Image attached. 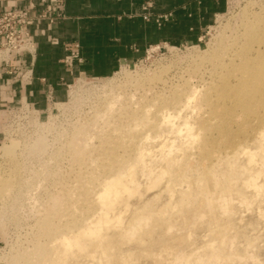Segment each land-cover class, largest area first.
Masks as SVG:
<instances>
[{
    "label": "rangeland",
    "instance_id": "obj_1",
    "mask_svg": "<svg viewBox=\"0 0 264 264\" xmlns=\"http://www.w3.org/2000/svg\"><path fill=\"white\" fill-rule=\"evenodd\" d=\"M147 3L150 5L147 6ZM152 6L151 0L144 1L141 5L140 15L144 18L147 16L148 19L153 18L155 22L159 23L160 18H158V15L150 11ZM259 15L264 18V0H224L222 10L217 12L216 16H213L212 23L203 29L202 36L198 42L171 44L160 41L148 44L143 53L136 59L132 61L122 60L118 67L109 75L94 77L73 74L72 79L66 83V88L58 89L59 92H57L56 99L53 96L52 89H48L35 104L27 99L19 103L9 104L0 122V173L11 170V167H13L12 161L6 155L12 158L15 155L20 161L17 165L20 171V180L19 177L17 178L21 188L15 189L0 205V264H6L9 258L21 256L24 249H27L26 256L30 257L27 264H48L45 260L40 263V256L37 254L32 257L33 253H38L33 246L35 243L38 247L40 245L45 246L43 255H41L45 259L48 257L47 251L50 250V247L47 245L49 240H47L44 233H41L42 228L40 227L44 221L43 218L49 216L48 204H51V200L55 201L58 198L57 203L54 204L55 206L51 204L53 206L52 211L55 208L54 213L56 214L57 210L59 214L64 209L66 210V215L54 216L52 220L56 234L65 231H67L66 233L75 232L84 225H88V222L93 219L92 216L96 215L94 216L95 220L100 218L101 215L95 214L96 207H98L97 202H93L90 206L83 199L87 196L92 197L93 192H96L94 194L96 196L97 190L100 188L98 186L102 183L101 180L112 173V176H122L124 183L133 175L136 187L134 186L130 194L126 193L122 197V200L115 205L112 213L107 214L104 221L95 222L94 224L100 226L103 224L99 230V236H107L104 239L107 247L105 246L104 248L108 250L107 252L116 251V253L110 255L107 260L101 254L100 248H98V254H101V256L89 261L88 264H201V262L202 264H264V141L262 140L263 147L253 144L255 123L257 119L264 120V88H252L251 91L240 92L242 100H245L248 106L249 113L240 106V103L236 105L235 102L231 101V97L235 93L231 88H225L229 96L227 102H223L224 100L219 97L218 89L220 88H211L214 81L217 80L214 67L216 61L208 59H203L202 61L201 58L195 56L199 53L201 55L204 52L213 51L219 46H223V48L226 46L227 56L223 54L217 61L220 62L221 59V61L230 60L232 58L230 55L232 53L231 49H239L245 39L246 43L248 42V36L245 38L240 35L244 31V22L248 19L249 23L247 25L252 26V23H254L252 21ZM241 19L243 23L240 21ZM251 46L255 47V43H252ZM236 57L237 55H233L232 59L238 61ZM126 74H130V79H125ZM7 76L17 80L12 78V74ZM142 77H145V79ZM234 79L235 76L232 75L230 82L234 81ZM18 80L22 84H27L31 77L27 78L22 75L21 79ZM105 83L107 87H105ZM103 88H107V90ZM192 88L198 91L201 90L195 93L196 98L198 94L201 97L195 99L193 96V102L187 99L194 92ZM245 89L248 88H242V90ZM259 92H261L260 95H258ZM171 95L175 96L171 99ZM115 97L117 98L115 99L116 101L114 100ZM165 97L169 98V103L163 108L172 114L170 118L172 120L168 119V121H171L168 122L172 124H170L171 126L164 121L163 123L160 122L163 120L162 117L156 119L151 117L152 110L154 114L158 110V100ZM111 98L114 102H112ZM200 98H202L203 103H201L202 100ZM184 101L186 103H183ZM217 101L220 102L218 103ZM106 102H109V107H111V102L114 103L113 109L112 107L111 109L108 108L110 109L109 112L113 110V113H107L108 106ZM119 102L120 104H118ZM175 102H178L181 108ZM224 103L225 105L222 107ZM145 104L151 108L147 107V109ZM198 104L204 106L201 105V108ZM127 105L128 107H124ZM170 105L171 107H168ZM189 105L191 107L193 105V108L195 106V111ZM118 106L121 108H118ZM184 106H188L189 109L187 107L184 108ZM197 106L200 108H197ZM219 106L220 108L217 109L216 107ZM167 107L169 110L165 109ZM145 110H148L151 116L147 118L148 120L142 121L145 123L141 124V130L139 128L136 129L137 131L133 130L135 127H132L131 123L134 120H130L131 118L126 117V114L132 113L139 116ZM213 110L216 111L213 112ZM225 110L227 113L230 110L229 114L223 117L217 115L225 114ZM176 111H180V113ZM102 113L105 114L102 115ZM106 114L110 116L105 117ZM185 114L188 116H185ZM196 115L198 116L196 117ZM112 120L113 122H110ZM155 120L159 122L156 124ZM184 120H188V124H194L195 128H192L193 131H191L190 124L188 126L183 124ZM154 121L156 125H153ZM47 122H50L48 124L52 126V130L45 133L48 136L45 150L42 152L29 150L28 144L39 133L36 129L40 124L45 126L44 123ZM195 125L197 128L199 125L201 127L199 126L200 128L197 130ZM219 125L221 126L218 127ZM142 126L144 127L143 129L141 128ZM114 128L115 130L113 131ZM122 128L124 130H121ZM219 128L227 129V134H220ZM110 132L111 134H109ZM251 132L252 134H250ZM194 134H197V136ZM232 136L246 137L248 143L244 144L250 147L251 150H248L249 152L252 151L255 154L254 162L258 163L260 161L262 163L253 164L251 165L252 167L248 166L246 159L243 158L245 156L241 155L242 153H239V158L234 161V164H231L233 163L232 160H229V162L225 161L226 156L231 153L229 152L231 148L227 150V144L224 141ZM259 137L264 136L259 135ZM125 140L129 141V143ZM124 141L126 142L125 146ZM209 142L210 145H208ZM204 143L205 145H203ZM129 145L134 148L135 152ZM110 146L114 149L118 147L115 151H113L114 149L111 151ZM203 146L207 148L204 149ZM185 148L187 151H185ZM224 149L228 152L225 153ZM112 152L115 155H108ZM217 154L220 155L218 156ZM116 157L119 158L117 159ZM165 157L167 159H176V163L171 168L173 174L171 171L169 175L166 172L164 167L166 164ZM217 157L218 159L216 160ZM110 158L111 160L113 158L116 161L119 160V163L115 162L114 165H110ZM106 159L109 161H105ZM128 160L132 163L127 162ZM120 161L126 164L122 163V165ZM100 163L105 165L101 166ZM133 163L134 167L139 163L135 168L136 170H133L135 174L133 172L128 174L127 171L129 170L127 169H132L131 165ZM211 163L214 164V166L213 164L211 166L212 169H215L213 177H209V174L205 173L206 166L208 164L211 165ZM116 164L119 169H115ZM174 165H179L178 169L181 167L180 171L177 166L175 169ZM244 166L248 168H246L248 170L246 171L247 173L249 171L252 172V169H254L252 172L253 176L258 177V180L255 177H253L255 181L253 178L245 180L248 176H245L247 173L243 171L240 173L241 175L239 174L240 177L239 175L235 176L236 182L232 184L231 179H229H233L232 168H244ZM177 170L180 173H177ZM109 171L111 172L108 173ZM114 171L119 174H115ZM181 172H183V176H181ZM105 173L108 175L106 176ZM199 173L203 181H200ZM215 173H219V175H215ZM228 174H231L229 175L230 177ZM123 175H126L125 179ZM85 181L88 185H85ZM253 181L258 184L261 197L253 192ZM98 182L101 183L98 184ZM81 193H83V196ZM224 193L225 195L226 193L230 195L225 196ZM233 195L235 196L233 197L234 200L230 198ZM227 197L230 198V201ZM223 198L226 200L223 204L225 205L223 208L226 211L222 208ZM207 202L210 203L208 204ZM45 204L46 206H44ZM44 211H46V214ZM136 220L141 222L133 230L131 236L129 232L127 233V230L129 231L130 229L126 227H131L130 224ZM113 231L115 234H113ZM244 231L246 234L243 233ZM121 233L123 237H121ZM115 235L118 236L119 240ZM114 237L116 238L114 239ZM120 238H122L121 241ZM88 246L90 244L87 245V248L85 246V249L69 248L67 250L70 252L69 255L71 257L72 250L74 253L89 252L90 247ZM209 252L211 259H208L209 255L206 257ZM205 258L206 260L203 261ZM53 264H62V262L56 260Z\"/></svg>",
    "mask_w": 264,
    "mask_h": 264
},
{
    "label": "crops",
    "instance_id": "obj_2",
    "mask_svg": "<svg viewBox=\"0 0 264 264\" xmlns=\"http://www.w3.org/2000/svg\"><path fill=\"white\" fill-rule=\"evenodd\" d=\"M144 1L64 0L62 17L32 28L36 54L31 80L22 84L0 70V122L9 104L25 99L35 104L48 89L56 99L73 74L109 75L122 60L136 59L148 44L198 42L224 6V0H151L158 23L140 15ZM31 2L41 7L39 0H0V10ZM73 44L78 45L79 58L66 64V47Z\"/></svg>",
    "mask_w": 264,
    "mask_h": 264
},
{
    "label": "bare ground",
    "instance_id": "obj_3",
    "mask_svg": "<svg viewBox=\"0 0 264 264\" xmlns=\"http://www.w3.org/2000/svg\"><path fill=\"white\" fill-rule=\"evenodd\" d=\"M247 8V7H246ZM248 10V9H247ZM247 12V11H246ZM248 14V13H247ZM246 14V15H247ZM247 17H248V15H247ZM246 20V19H245ZM240 21H242V19L240 20ZM252 22H254V23H252V26H249V25H247L248 23H249V20L247 19L245 22H244V25H245V27L243 28L244 29V31L240 34L242 37H245V38H247V36H248V42L246 43V39H245V41L242 43V45L241 46H243V47H239V49L237 48V49H235V48H233V49H231V52H229V53H231L230 55L232 56V58H233V55H237V60L238 61H235L234 59H230V60H228V61H221L220 60V62H218L219 61V58H221L220 56L221 55H223V54H225L226 56H227V53H228V51H225V50H227V49H225L226 48V46H224V48H223V46H219V47H216L217 49H214L213 51H210V52H207V53H203V54H201L200 55V53L198 54V55H195V56H197V57H199V58H201L202 59V61H203V59H208V60H213V61H216V64H214V67H215V76L217 77V80H215L214 81V84H212L213 86H211V88H220V89H218L219 90V97H220V99L221 100H224L223 102H227V98H228V93L226 92V90H225V88H231V89H233L234 90V92L235 93H233V96L231 97V101L232 102H235L236 103V105L237 104H239L240 103V106L241 107H243V109H245L246 111H247V113H249L248 112V106H247V104H246V102H245V100H242V97L240 96V92H244V91H251L252 90V88H264V18H263V16H257ZM242 23H243V21H242ZM240 25H242V24H240ZM237 32V31H236ZM234 34V33H233ZM239 34V33H238ZM221 36V35H220ZM241 39V38H240ZM227 40H229L228 38H227ZM225 42H227V41H225ZM242 42V41H241ZM252 43H255V47H252L251 45H252ZM236 47V46H235ZM197 52V51H196ZM224 52V53H223ZM192 56V55H191ZM222 58H223V56H222ZM197 59V58H196ZM218 60V61H217ZM224 60V59H223ZM235 72H236V74H235ZM212 75H214V74H212ZM232 75H234L235 76V79H234V81H232V82H230V78H231V76ZM143 76H145V75H143ZM152 76V75H151ZM146 77V76H145ZM145 77H142V78H144L145 79ZM155 77V76H154ZM126 78H129L130 79V74H126L125 75V79ZM135 78V77H134ZM156 78V77H155ZM158 78H159V76H158ZM219 78V79H218ZM143 79V80H144ZM232 79H233V77H232ZM131 80H134V79H131ZM138 80V79H137ZM141 81H142V79H141ZM151 83V82H150ZM146 84V83H145ZM107 85H109V84H107ZM167 86V85H166ZM204 87H206L205 85H203ZM104 87V86H103ZM105 87H107L106 86V83H105ZM154 87V86H153ZM157 88V87H156ZM189 88V87H188ZM242 88H248V89H245V90H242ZM102 89V88H101ZM104 90H107V88H103ZM109 89V88H108ZM165 89V88H164ZM192 89H194V88H192ZM200 89H201V87H200ZM77 90V89H76ZM197 89H194V92H192L191 93V100H190V98H187L188 99V101H192L193 102V100H194V98H193V96L195 97V93H198V92H200V91H196ZM202 90H203V88H202ZM75 91V90H74ZM121 91H122V89H121ZM152 91V90H151ZM151 91H150V93H151ZM166 91V90H165ZM110 92V91H109ZM177 92V91H176ZM188 92V91H187ZM210 92V91H209ZM212 92V91H211ZM149 93V94H150ZM260 93L261 92H259L258 93V95H260ZM263 93V92H262ZM113 94V93H112ZM160 94V93H159ZM176 94V93H175ZM190 94V93H189ZM202 94V93H201ZM121 95V94H120ZM137 95V94H136ZM173 95V94H172ZM171 95V97L170 96H168V97H170L171 99H172V97H174V96H172ZM178 95V94H177ZM204 95V94H203ZM119 96V95H118ZM118 96H117V98H118ZM148 96V95H147ZM213 96V95H212ZM198 97H201V95L199 96V94H198V96H197V98L195 97V99H198ZM206 97V96H205ZM257 97V96H256ZM113 98V97H112ZM111 98V99H112ZM116 97L114 98V100L115 99H117ZM120 98V97H119ZM177 98V97H176ZM193 98V99H192ZM107 99V98H106ZM109 99V98H108ZM187 99H186V101H187ZM201 100H202V98H200ZM199 99V100H200ZM204 99V98H203ZM110 100V99H109ZM152 100V99H151ZM174 100H176L175 98H174ZM173 100V101H174ZM177 100H178V98H177ZM180 100V99H179ZM246 100H248V99H246ZM116 101V100H115ZM118 101V100H117ZM128 101V100H127ZM126 101V102H127ZM183 101V100H182ZM186 101H184L183 103H186ZM205 101V100H204ZM207 101V100H206ZM213 101V100H212ZM112 102H114L113 101V99H112ZM111 102V103H112ZM171 102V101H170ZM180 102H181V100H180ZM195 102V101H194ZM201 102V101H200ZM218 102V101H217ZM220 102V101H219ZM218 102V103H219ZM228 102H229V100H228ZM110 103V106L112 107L113 106V104L114 103H112L111 104ZM156 103V102H155ZM168 103H169V98H163V99H160V100H158V102H157V111H155L156 113L154 114V112H153V110H152V114L150 113V112H148V110H145L144 112H142L141 114H139V116L136 114H132V113H128V114H126V117H128V118H131L130 120H134L133 121V123H131V125H132V127H135V129H133V130H135V131H137L136 129L137 128H139L140 129V126H141V124H143V123H145V122H142V121H144L145 119H147L149 116H151L153 119H156V118H163V120L162 121H160V122H162L163 123V121L165 122V123H168V122H171V121H168V119H170L171 118V116H172V114L170 113H168V111H166V110H164V108L163 107H166V105H168ZM172 103V102H171ZM176 103V102H175ZM174 103V104H175ZM189 103V102H188ZM198 103V102H197ZM201 103H203V100H202V102ZM217 103V104H218ZM230 103V102H229ZM106 104H107V109L108 108H110L111 109V107H109V102L107 103L106 102ZM116 104H117V102H116ZM118 104H120V102L118 103ZM178 104V107H180L179 106V103L177 102L176 103V105ZM182 104V103H181ZM190 104V103H189ZM192 104H194V103H192ZM206 104H208V103H206ZM184 105H187V104H184ZM197 105V104H196ZM199 105V104H198ZM202 105V104H201ZM201 105H199V106H201ZM223 105H225V103L224 104H222V107H223ZM253 105H254V103H253ZM252 105V106H253ZM258 105V104H257ZM119 106H121V105H119ZM118 106V108H121V107H119ZM145 106H146V104H145ZM144 106V107H145ZM173 106H175V105H173ZM190 106V105H189ZM199 106H197V108L199 107ZM202 106H204V105H202ZM202 106H201V108H202ZM115 107H117V106H115ZM124 107H128V105L127 106H124ZM148 106H146V108H147ZM168 107H171V105L170 106H168ZM168 107L167 108H165V109H168ZM187 108H188V106H186ZM185 106H184V108H186ZM191 107V106H190ZM226 107H228V106H226ZM231 107V106H230ZM145 108V109H146ZM148 108H151V107H148ZM147 108V109H148ZM181 108V107H180ZM194 108L196 109V107L194 106ZM194 108H193V105H192V107H191V109H193L194 110ZM200 108V107H199ZM217 109L218 108H220V106L219 107H216ZM215 108V109H216ZM225 108V107H224ZM105 109V108H104ZM110 109H108V111H107V113L109 112V110ZM112 109H113V107H112ZM127 109V108H126ZM175 109V108H174ZM182 109H183V105H182ZM189 109V108H188ZM223 109V108H222ZM261 109V108H260ZM118 110V109H117ZM116 110V111H117ZM129 110V109H128ZM159 110H160V112H159ZM169 110V109H168ZM180 110V109H179ZM193 110H191V111H193ZM236 110H237V108H236ZM104 111H106V110H104ZM113 111V110H112ZM109 112L110 114L111 113H113V112ZM150 111V110H149ZM171 111V110H170ZM190 111V112H191ZM195 111V110H194ZM198 111V110H197ZM209 111V110H208ZM216 111V110H215ZM214 110H213V112H215ZM232 111H233V109H232ZM102 112V111H101ZM177 112V111H176ZM199 112V111H198ZM197 112V113H198ZM229 112H230V110H228V113L226 112V110H225V114L224 113H222V114H217L218 116H221V117H223L224 115L226 116L227 114H229ZM115 113V112H114ZM177 113H180V111H178ZM200 113V112H199ZM199 113H198V115H199ZM258 113V112H257ZM105 113H102V115H104ZM116 114V113H115ZM151 114V115H150ZM192 114V113H191ZM214 114V113H213ZM262 114V113H261ZM194 115H195V113H194ZM193 115V116H194ZM198 115H196V117L198 116ZM257 115V114H256ZM109 117L110 115H107L106 114V116L105 117ZM175 116V115H174ZM176 116H178L177 114H176ZM185 116H188L187 114H185ZM201 116V115H200ZM203 116H204V114H203ZM202 116V117H203ZM233 116V115H232ZM260 116V115H259ZM262 116V115H261ZM50 117V116H49ZM125 117V118H126ZM138 117V118H137ZM191 117H192V115H191ZM196 117H194L195 119H196ZM205 117V116H204ZM214 117V116H213ZM248 117V116H247ZM177 118V117H176ZM175 118V119H176ZM190 118V117H189ZM215 118V117H214ZM258 118V117H257ZM247 119V118H246ZM104 120V119H103ZM111 120V119H110ZM148 120V119H147ZM170 120H172V119H170ZM189 120V119H188ZM188 120H184L183 121V124L186 126H188L189 124H188ZM197 120V119H196ZM195 120V121H196ZM207 120H209V119H207ZM221 120V119H220ZM236 120V119H235ZM105 121H106V119H105ZM153 121V120H152ZM156 121V120H155ZM155 121L153 122V125H156L159 121L157 120L156 121V124H155ZM201 121V120H200ZM217 121H218V119H217ZM227 121V120H226ZM51 122V121H50ZM50 122H47V123H44V125L45 126H43V125H41L40 124V126H38V128L36 129V130H38L39 131V133H37V135H36V137L35 138H33V140H32V142L30 143V144H28L29 145V150H32V151H37V152H42V151H44L45 150V145L47 144V141H48V139H47V134H45L46 133V131L47 132H49L50 130H52V126L50 125V124H48V123H50ZM108 122V121H107ZM110 122H113V120L112 121H110ZM189 122H190V120H189ZM197 122H199L198 120H197ZM202 122V121H201ZM204 122V121H203ZM207 122V121H206ZM210 122H212V121H210ZM216 122V121H215ZM103 123H104V121H103ZM148 123V122H147ZM146 123V124H147ZM151 123V122H150ZM173 123V122H172ZM195 123V122H194ZM219 123V122H218ZM111 124V123H110ZM152 124V123H151ZM150 124V125H151ZM160 124V123H159ZM169 124V123H168ZM171 124V123H170ZM169 124V125H170ZM191 124H193V123H191ZM190 124V126H191V131H193V129L195 128L194 127V124L193 125H191ZM196 124V123H195ZM199 124V123H198ZM104 125V124H103ZM115 125V124H114ZM119 125V124H118ZM125 125V124H124ZM130 125V124H129ZM128 125V126H129ZM172 125V124H171ZM170 125V126H171ZM202 125V124H201ZM201 125H199L200 127H201ZM203 125H205V124H203ZM223 125V124H222ZM126 126V125H125ZM189 126V127H190ZM193 126V127H192ZM196 126V125H195ZM198 126V128H197V126H196V128H197V130L200 128ZM210 126H211V124H210ZM221 125H219L218 127H220ZM107 127H109L108 125H107ZM120 127V126H119ZM158 127V126H157ZM253 127V126H252ZM116 128V127H115ZM115 128L113 129V131L115 130ZM121 128V127H120ZM119 128V129H120ZM128 128V127H127ZM131 128V127H130ZM142 129L144 128L143 126L141 127ZM147 128V127H146ZM149 128H151L150 126H149ZM193 128V129H192ZM217 128V127H216ZM254 131H255V137H254V141H253V144H255V145H259V147H263V144H262V142L264 141V137H259V135H262V136H264V120H260V119H257V122L255 123V126H254ZM55 129V128H54ZM106 129V128H105ZM184 129V128H183ZM214 129V128H213ZM121 130H124V128H122ZM126 130V129H125ZM141 130V129H140ZM140 130H138V131H140ZM196 130V129H195ZM195 130H194V133H195ZM201 130V129H200ZM209 130V129H208ZM252 130H253V128H252ZM110 131V130H109ZM149 131V130H148ZM187 131V130H186ZM190 131V132H191ZM212 131V130H211ZM242 131V130H241ZM245 131V130H244ZM247 131V130H246ZM254 131H253V133H254ZM119 132V131H118ZM127 132V131H126ZM197 132V131H196ZM219 132H220V134H227V129H220L219 128ZM106 133H108V132H106ZM114 133H116V132H114ZM129 133H131L130 131H129ZM148 133V132H147ZM188 133H189V130H188ZM198 133H199V131H198ZM109 134H111V132L109 133ZM112 134H113V132H112ZM121 134H122V131H121ZM124 134V133H123ZM126 134V133H125ZM136 134V133H135ZM134 134V135H135ZM146 134V133H145ZM250 134H252V132L250 133ZM257 134V135H256ZM116 135V134H115ZM120 135V134H119ZM142 135V134H141ZM181 135V134H180ZM189 135H190V133H189ZM193 135V134H192ZM195 135V134H194ZM137 136V135H136ZM195 136H197V134L195 135ZM194 136V137H195ZM108 137H109V135H108ZM113 137V136H112ZM124 137H125V135H124ZM127 137V136H126ZM148 137V136H147ZM194 137H193V139H194ZM31 138V137H30ZM117 138V137H116ZM128 138V137H127ZM126 138V139H127ZM198 138V137H197ZM196 138V139H197ZM113 139H114V137H113ZM134 139V138H133ZM137 139V138H136ZM140 139H142V138H140ZM252 139V138H251ZM111 140V139H110ZM118 140V139H117ZM124 140V139H123ZM139 140V139H138ZM195 140V139H194ZM199 140V139H198ZM207 140H208V136H207ZM263 140V141H262ZM125 141H127V140H125ZM124 141V146L126 145V142ZM132 141H135V140H132ZM137 141V140H136ZM135 141V142H136ZM140 141V140H139ZM200 141V140H199ZM216 141H218V140H216ZM82 142V141H81ZM88 142V141H87ZM108 142V141H107ZM116 142V141H115ZM134 142V143H135ZM183 142V141H182ZM191 142H193V141H191ZM196 143H197V141H195ZM194 142V143H195ZM204 142V141H203ZM211 142V141H210ZM210 142H209V144L208 145H210ZM219 142V141H218ZM227 145V150H228V148H231V150L229 151V152H231L230 153V155L228 154V156H226V158L224 159L225 161H227V162H229V160H232V162L233 163H231V161H230V163L231 164H234V161H236L238 158H239V153H242L241 155H244L245 157H243V158H245L246 159V162H247V164H248V166H251V165H253V164H256L254 161V153L252 152V151H248V150H251L250 149V147H248L247 146V144H244V143H248L247 142V139H246V137H239V136H235V137H231V138H227L225 141H224ZM89 143V142H88ZM100 143H101V141H100ZM122 143V142H121ZM127 143H129V141H127ZM131 143V142H130ZM212 143V142H211ZM213 143H214V141H213ZM252 143V142H251ZM250 143V144H251ZM138 144V143H137ZM253 144H251L252 146H253ZM113 145V144H112ZM128 145V144H127ZM192 145V144H191ZM196 145H198V144H196ZM203 145H205V143L203 144ZM207 145V144H206ZM251 145H249V146H251ZM254 145V146H255ZM103 146H105V145H103ZM116 146V145H115ZM130 146V145H129ZM134 146H135V144H134ZM86 147V146H85ZM118 147V146H117ZM116 147V148H117ZM131 148H133L132 146H130ZM137 147V146H136ZM184 147H185V145H184ZM187 147V146H186ZM95 148V147H94ZM115 148V149H116ZM189 148H190V146H189ZM188 148V149H189ZM198 148V147H197ZM203 148L205 149V148H207V147H205V146H203ZM210 148V147H209ZM114 148H112V146H110V150L112 151ZM115 149L113 150V151H115ZM137 149V148H136ZM183 149V148H182ZM263 149H264V147H263ZM127 150V149H126ZM202 150V149H201ZM221 150V149H220ZM105 151H106V149H105ZM104 151V152H105ZM118 151V150H117ZM116 151V152H117ZM133 151L135 152V150H134V148H133ZM184 151V150H183ZM185 151H187L186 150V148H185ZM206 151V150H205ZM210 151V150H209ZM82 152V151H81ZM115 152V153H116ZM119 152V151H118ZM137 152V151H136ZM168 152V151H167ZM167 152H165V154H167ZM224 152L226 153V152H228V151H225V149H224ZM256 152V151H255ZM92 153V152H91ZM107 153V152H106ZM124 153H126V152H124ZM123 153V154H124ZM132 153V152H131ZM130 153V154H131ZM204 153V152H203ZM205 153H207V152H205ZM213 153V152H212ZM7 154V153H6ZM79 154V153H78ZM138 154V153H137ZM162 154H164V153H162ZM164 154V155H165ZM108 155H115L113 152L112 153H109ZM107 155V156H108ZM136 155V154H135ZM134 155V156H135ZM208 155V154H207ZM214 155V154H213ZM218 155V154H217ZM220 155V154H219ZM218 155V156H219ZM257 155V154H256ZM75 156V155H74ZM87 156V155H86ZM106 156V157H107ZM112 156H111V158H112ZM132 156H133V154H132ZM6 157L7 158H9L11 161H12V163H13V167H11V170H7L6 172H2V173H0V205H2V203H3V201H5V199L12 193V192H14L15 191V189H20L21 188V185H19L18 184V182H19V180H20V171H19V167L17 166L18 164H19V159L17 158V157H15V155H14V158H12V157H10L9 155H6ZM121 157H123V156H121ZM126 157H127V155H126ZM225 157V156H224ZM72 158V157H71ZM78 158V157H77ZM85 158V157H84ZM101 158V157H100ZM111 158H110V160H111ZM117 159L119 158V157H116ZM137 158H138V156H137ZM139 158H140V155H139ZM166 158V157H165ZM168 158H170V157H168ZM88 159V158H87ZM121 159H123V158H121ZM132 159V158H131ZM218 159V157L216 158V160ZM222 159V158H221ZM44 160V159H43ZM51 160V159H50ZM49 160V161H50ZM85 160V159H84ZM94 160V159H93ZM108 159H106L105 161H107ZM124 160V159H123ZM176 160V159H175ZM175 160H173V158H171V159H167L166 158V164H165V168H166V172H167V174L169 175V173H170V171L172 172L173 170L171 169V168H173L172 166H173V164H175L176 162H175ZM179 160V159H178ZM207 160V159H206ZM211 160V159H210ZM75 161H76V159H75ZM91 161V160H90ZM109 161V160H108ZM122 161V160H121ZM120 161V162H121ZM181 161V160H180ZM179 161V162H180ZM224 161V162H225ZM80 162V161H79ZM115 162H118L119 163V160L118 161H116L114 158H113V160H111V162H110V165H114V163ZM127 162H129V163H132V162H130L129 160L127 161ZM136 162V161H135ZM164 162V163H165ZM187 162V161H186ZM260 162V161H259ZM258 162V163H259ZM78 163V162H77ZM81 163V162H80ZM89 163V162H88ZM88 163H86V164H88ZM117 163V164H118ZM123 162H121V164H122ZM182 163V162H181ZM214 163V162H213ZM213 163H211V165H209L210 164V161H209V166L207 165L206 166V169H205V173L206 174H209L208 176L209 177H213V175H214V173L213 172H215L213 169H212V164ZM226 163V162H225ZM257 163V164H258ZM260 163H262V162H260ZM90 165H91V163H89ZM95 164V163H94ZM117 164H116V168L115 169H119V167H117ZM124 165L126 164L125 162L123 163ZM122 164V165H123ZM139 163H137V165H138ZM143 164H144V162H143ZM186 164H188V163H186ZM215 164V163H214ZM214 164H213V166H214ZM95 165H97V164H95ZM100 165H101V163H100ZM102 165H105V164H102ZM101 165V166H102ZM109 165V166H110ZM128 165V164H127ZM126 165V166H127ZM137 165H135L136 167H137ZM108 166V167H109ZM125 166V167H126ZM132 167V169H130L129 168V166H128V168L129 169H127V167H126V169L127 170H129V171H127V173L129 174V172H130V174H131V172H133V170L136 168V167H134V163H133V165H131ZM177 165H174V168L176 167ZM179 166V165H178ZM178 166H177V169H178ZM88 167V166H87ZM106 167V166H105ZM121 168H122V166H120ZM199 167H200V165H199ZM231 167V166H230ZM252 167V166H251ZM103 168V167H102ZM110 168V167H109ZM109 168H107V169H109ZM181 168V167H180ZM179 168V169H180ZM204 168V167H203ZM247 166H244V168H240V167H234V168H232V171H231V174L233 175V179L232 178H229V179H231L230 181H231V183L233 184L234 182H236L235 181V179H236V177L235 176H237V175H239L240 173H242L243 171H245V173H247L246 171H248L247 169ZM44 169V168H43ZM53 169V168H52ZM51 169V170H52ZM92 169V168H91ZM126 169H125V173H126ZM171 169V170H170ZM176 169V168H175ZM178 169V170H179ZM186 169V168H185ZM190 169V168H189ZM194 169H196V168H194ZM262 169V168H261ZM120 170H122V169H120ZM136 170V169H135ZM134 170V171H135ZM177 170V173L180 171H178ZM199 170V169H198ZM253 170L254 169H252V172H253ZM42 171V170H41ZM95 171V170H94ZM105 171H108V170H105ZM118 171V170H117ZM123 171V170H122ZM121 171V172H122ZM174 171H176V170H174ZM188 171V170H187ZM191 171H192V168H191ZM196 171V170H195ZM102 172V171H101ZM111 171H109L108 173H110ZM183 172H185V171H183ZM183 172H181V176H183L182 175V173ZM199 172V171H198ZM252 172H248L247 174H245V176H248V178H246L245 180H248V179H252L253 177H255V179L256 180H258L257 178H256V176H253V173ZM90 173V172H89ZM94 173V172H93ZM92 173V174H93ZM114 173H115V171H114ZM126 173V174H127ZM141 173V172H140ZM175 173V172H174ZM180 173V172H179ZM191 173V172H190ZM193 173V172H192ZM95 174V173H94ZM98 174V173H97ZM106 174V176L108 175L107 173H105ZM113 174V173H112ZM112 174L111 175H108L106 178H104L103 180H101L102 181V183L101 182H98V184L99 183H101V184H99V186H98V190H97V194H96V196L94 195L95 193L93 192V195H94V198H93V195H92V197H90V196H87V197H83L84 199H83V201L84 202H86V203H88V205H90L91 206V204L93 203V202H97V204H98V207H96V213L95 214H99V216H100V218L97 220H95L94 219V216H96V215H94V216H92L91 214V216L93 217V219L91 220V219H89V220H91L90 222H92L93 223V225H91V224H89L90 222H88V225L86 226V225H84L83 227H81L80 228V226H79V230H77V231H75V232H71V233H66L67 231H65V232H63V233H60V234H56V230H55V228L53 227V224H52V220H53V218H54V216H57L58 217V215H66V210L64 209L61 213H57V210H56V214L54 213V211H55V208L53 209V211H52V208H53V206H55L54 204H56L57 203V199L55 200V201H53V200H51L52 202H51V204L53 205H51V204H48V210H49V216L48 217H46V218H43L44 219V221H43V223H41V225H40V227L42 228V231H41V233H44V235L47 237V240H49V244L47 245L48 247H50V250L49 251H47L48 252V257L45 259L44 258V256H42L43 254V251L45 250V246L44 245H40L39 247H38V245H36V243H35V245H33L35 248H36V252H38V253H33V255H32V257H34V255L35 254H37L38 256H40V263H41V261L43 260H45L46 261V263H48V264H53V263H55V261L56 260H58V262L60 261V262H62V264H65V263H67V264H88V262L89 261H92V260H94V258H98L99 256H101V254H103V257H105L107 260H108V257L110 256V255H114L115 253H116V251L115 252H112V251H109V252H107L108 250H105V242H106V240H104V239H106V237H100L99 236V230H100V228H101V226H103V224H101V226L100 225H98L97 223V225H94L95 224V222H100V221H104L105 219H106V217H107V214L108 213H112V211L114 210V208H115V205L118 203V202H120V200H122V197L123 196H125V194L127 193V194H130L132 191H133V188H134V186H135V184H134V181H133V175H132V177L131 178H126L127 180H126V183H124L125 181L122 179V176H112ZM115 174H119V173H115ZM122 174V173H121ZM124 174V173H123ZM133 174H135V172H133ZM148 174V173H147ZM172 174H173V172H172ZM185 174H186V172H185ZM205 174V175H206ZM218 175H219V173H217ZM216 173H215V175H217ZM222 174V173H221ZM221 174H220V176H221ZM231 174H228V176L229 175H231ZM258 174V173H257ZM82 175V174H81ZM89 175V174H88ZM177 175H179V174H177ZM176 175V176H177ZM193 175V174H192ZM199 175H200V173H199ZM199 175H197V176H199ZM241 175V174H240ZM240 175H239V177H240ZM194 176H196V175H194ZM17 177H19V180H18V178ZM94 177V176H93ZM124 177H126V175L124 176L123 175V178ZM185 177V176H184ZM206 177V176H205ZM230 177V176H229ZM232 177V176H231ZM238 177V178H239ZM155 178V177H154ZM200 178H201V175H200ZM217 178H219V177H217ZM235 178V179H234ZM83 179V178H82ZM85 179V178H84ZM89 179V178H88ZM101 179V178H100ZM99 179V180H100ZM125 179V178H124ZM216 179V178H215ZM228 179V180H229ZM254 179V178H253ZM255 179H254V181H255ZM192 180V179H191ZM41 181V180H40ZM97 181V180H96ZM133 181V182H132ZM200 181H203L202 180V178H201V180ZM252 182L253 183V185H252V189H253V192L256 194V195H258V196H260V194H261V192H260V190H259V187H258V184H255V182ZM248 182V181H247ZM257 182V181H256ZM83 183V182H82ZM84 183H86V181L84 182ZM244 183H246L245 181H244ZM249 183V182H248ZM193 184H194V182H193ZM200 184H201V182H200ZM260 184V183H259ZM79 185H81V184H79ZM85 185H88L87 183L85 184ZM150 185V184H149ZM210 185V184H209ZM18 186V187H17ZM47 186V185H46ZM208 186V185H207ZM217 186V185H216ZM90 187V186H89ZM136 187V186H135ZM150 187V186H149ZM227 187V186H226ZM251 187V186H250ZM208 188V187H207ZM95 189V188H94ZM97 189V188H96ZM209 189V188H208ZM264 189V188H263ZM262 189V190H263ZM89 190H90V188H89ZM88 190V191H89ZM210 190V189H209ZM261 190V191H262ZM87 191V192H88ZM93 191H95V190H93ZM264 191V190H263ZM262 191V192H263ZM73 192V191H72ZM206 192H208V191H206ZM225 192V191H224ZM230 192V191H229ZM91 193H92V191L90 192V195H91ZM178 193V192H177ZM211 193V192H210ZM77 195V194H76ZM81 195L83 196V193H81ZM224 195H225V193H224ZM226 195L228 196V195H230L229 193L227 194L226 193ZM225 195V196H226ZM262 195H263V193H262ZM128 196V195H127ZM224 197V196H223ZM233 197H235L234 195L233 196H230V198L232 199ZM240 197V196H239ZM261 197V196H260ZM77 198H78V196H77ZM80 198V197H79ZM227 198H229V197H227ZM230 198H229V201H230ZM188 199V198H187ZM224 199V198H223ZM225 199H226V197H225ZM223 200L222 201V208H223V206H225V205H223L225 202H226V200ZM244 199V198H243ZM263 199V198H262ZM262 199H261V201H262ZM49 200V199H48ZM66 200V199H65ZM78 200V199H77ZM233 200H234V198H233ZM210 201V200H209ZM82 202V201H81ZM221 202V201H220ZM50 203V202H49ZM188 203V202H187ZM208 204L210 203V202H207ZM96 204V203H95ZM144 204V203H143ZM207 204V205H208ZM58 205V204H57ZM61 205V204H60ZM44 206H46V204L44 205ZM73 206V205H72ZM145 206V205H144ZM67 207V206H66ZM88 207V206H87ZM226 207H227V204H226ZM93 208H95L94 206H93ZM135 208V207H134ZM138 208V207H137ZM149 208V207H148ZM73 209H74V207H73ZM196 209V208H195ZM224 209V208H223ZM138 210V209H137ZM188 210H190V209H188ZM187 210V211H188ZM225 210V209H224ZM47 211V210H46ZM46 211H44L45 212V214H46ZM73 211V210H72ZM193 211V210H192ZM226 211V210H225ZM129 212V211H128ZM190 212V211H189ZM195 212H197V211H195ZM198 213V212H197ZM94 214V213H93ZM143 214V213H142ZM150 214H152V213H150ZM38 215V214H37ZM89 215V216H90ZM115 215V214H114ZM43 216V215H42ZM136 216H138V215H136ZM141 216V215H140ZM97 218H98V216H97ZM145 218H146V216H145ZM139 219V218H138ZM140 219H141V217H140ZM88 220V221H89ZM95 220V221H94ZM63 221V220H62ZM94 221V222H93ZM123 221V220H122ZM133 221V220H132ZM81 222V221H80ZM86 222V221H85ZM141 221L140 220H136V221H134L132 224H130L131 225V227H126L127 229H130L129 231L127 230V233L129 232L130 233V235H131V233H133V230H135V228L138 226V225H140L139 223H140ZM102 223V222H101ZM264 223V222H263ZM124 224V223H123ZM81 225H83V224H81ZM249 225H252V224H249ZM117 226H118V224H117ZM167 226V225H166ZM40 227H38V228H40ZM105 227V226H104ZM124 227V226H123ZM103 228V227H102ZM125 228V229H126ZM257 228V227H256ZM66 229V228H65ZM75 229V228H74ZM122 229H124V228H122ZM122 229H120V230H122ZM246 229V228H245ZM40 231V230H39ZM124 231V230H123ZM123 231H122V233H123ZM243 231V230H242ZM112 233V232H111ZM117 233V232H116ZM121 233V234H122ZM243 233H245V231L243 232ZM242 233V234H243ZM113 234H115L114 233V231H113ZM125 234V233H124ZM246 234V233H245ZM112 235V234H111ZM111 235H109V236H111ZM138 235V234H137ZM114 236V235H113ZM116 236V235H115ZM119 236H121L120 234H119ZM132 236V235H131ZM240 236H241V234H240ZM112 237V236H111ZM117 237V239H118V236H116ZM116 237H114V239L116 238ZM121 237H123V234H122V236ZM126 237H127V235H126ZM243 237V236H242ZM244 237H245V239H246V236L244 235ZM45 238V237H44ZM43 238V239H44ZM108 239H111V238H108ZM121 239L122 238H120V241H121ZM125 239V238H124ZM119 240V239H118ZM109 241V240H108ZM113 242H114V240H112ZM126 242V241H125ZM111 243V242H110ZM90 244V246H88V247H90V251L89 252H86V253H77V252H72L71 251V253H72V255H71V257H70V252L67 250V249H74V248H76V249H80V248H84L85 246V248H87V245H89ZM29 246V245H28ZM107 247V246H106ZM84 248V249H85ZM98 248H100V251H101V254L99 255L98 254ZM186 248H188V247H186ZM112 249V248H111ZM114 249H115V247H114ZM26 251H27V249L25 250H23L22 251V254H21V256H18V257H12V258H9L8 259V261L6 262V264H27V261L30 259V257H28V256H26ZM85 251V250H84ZM42 254V255H41ZM210 254V252L206 255V257L208 256ZM46 255V256H47ZM211 255V254H210ZM208 256V259H211V256ZM202 256V255H201ZM116 257H117V255H116ZM179 257V256H178ZM200 257V256H199ZM198 257V258H199ZM210 257V258H209ZM11 259V260H10ZM111 259V258H110ZM115 259V258H114ZM101 260V259H100ZM182 260H183V257H182ZM181 260V261H182ZM198 260V259H197ZM203 260V259H202ZM206 260V258L203 260V261H205ZM96 261V260H95ZM116 261V260H115ZM180 261V262H181ZM200 261V260H199ZM256 261V260H255ZM201 264H202V262H201Z\"/></svg>",
    "mask_w": 264,
    "mask_h": 264
},
{
    "label": "built area",
    "instance_id": "obj_4",
    "mask_svg": "<svg viewBox=\"0 0 264 264\" xmlns=\"http://www.w3.org/2000/svg\"><path fill=\"white\" fill-rule=\"evenodd\" d=\"M39 3L40 8L31 2L22 8L0 10V70L4 74H12V78L17 80L22 75L30 78L32 74L36 54L32 28L43 21L51 24L63 15L64 0H39ZM145 18L148 19L147 16ZM77 47V44L66 47L65 63L79 58Z\"/></svg>",
    "mask_w": 264,
    "mask_h": 264
}]
</instances>
